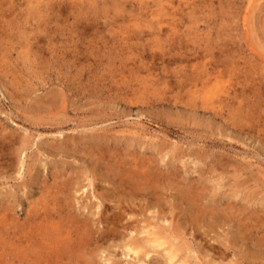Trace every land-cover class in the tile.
Wrapping results in <instances>:
<instances>
[{
    "label": "rangeland",
    "instance_id": "374dc122",
    "mask_svg": "<svg viewBox=\"0 0 264 264\" xmlns=\"http://www.w3.org/2000/svg\"><path fill=\"white\" fill-rule=\"evenodd\" d=\"M54 212L66 264H264V0H0V264Z\"/></svg>",
    "mask_w": 264,
    "mask_h": 264
},
{
    "label": "bare ground",
    "instance_id": "6f19581e",
    "mask_svg": "<svg viewBox=\"0 0 264 264\" xmlns=\"http://www.w3.org/2000/svg\"><path fill=\"white\" fill-rule=\"evenodd\" d=\"M129 162V161H128ZM121 163H123L122 161H121ZM133 163V162H132ZM131 163V164H132ZM117 164H119V163H117ZM123 165V164H122ZM129 167H130V165H129ZM127 168V167H126ZM121 169V168H120ZM149 169V168H148ZM130 170H132L131 169V167H130ZM130 170H128V171H130ZM145 170V169H144ZM150 170V169H149ZM116 171H118V170H116ZM115 171V172H116ZM121 171V170H120ZM122 171H123V169H122ZM135 171V170H134ZM119 172V171H118ZM148 172V171H147ZM123 173H125V172H123ZM131 173H133V172H131ZM141 173V172H140ZM144 173V172H143ZM119 174V173H118ZM133 174H135V173H133ZM133 174L132 175H127V176H123V175H121V176H119V185L120 186H124V185H126V187H127V185H129V184H127V183H132L130 180H129V178H131V179H133ZM138 174V173H137ZM125 175V174H124ZM147 174L146 173H144V174H142V179H145V177H147L146 176ZM151 175V174H150ZM117 176V175H116ZM128 176H129V178H128ZM149 177V176H148ZM141 179V180H142ZM148 181L150 180L149 178H146ZM145 179V180H146ZM155 179V178H154ZM117 180V181H118ZM146 180V181H147ZM134 181V180H133ZM139 181H140V179H139ZM145 181V182H146ZM154 181V180H153ZM155 182H156V180H155ZM135 183V182H134ZM146 183H148V182H146ZM145 183V184H146ZM97 185H99L100 184V180H99V182H97L96 183ZM136 184V183H135ZM155 184V183H154ZM154 184H153V186H154ZM138 186V185H137ZM142 186H143V184H142ZM98 187V186H97ZM110 187V186H109ZM141 187V186H140ZM133 187L131 186L130 187V189H132ZM152 187H150V189H151ZM114 189V188H113ZM134 189V188H133ZM115 190V189H114ZM131 191V190H130ZM129 191V192H130ZM119 192V191H118ZM98 193V192H97ZM99 194V193H98ZM103 194V193H102ZM131 195V194H130ZM103 196V195H102ZM185 197V196H184ZM65 201H67V200H65ZM121 201V200H120ZM122 202V201H121ZM46 206V205H45ZM43 208V207H42ZM48 208H46V210H47ZM53 208H51V210H52ZM60 209V208H59ZM48 211V210H47ZM37 215V214H36ZM62 216H63V214H62ZM62 216H60L58 213H53V214H51L50 213V216L48 217V218H50V220L48 221V220H46L48 223H47V225H40V226H38V228H39V231L37 232V235L36 236H29L28 234H26V235H21V234H19L17 231H13V238L16 240V241H19V244L21 243V242H23L24 243V241H26V242H30L29 244H27L26 246H28L27 248H28V250L29 249H31L32 250V254H28L29 256L27 257V258H24L23 256L22 257H20V255H18V257H20L21 258V263L22 264H66L65 262H64V260H65V258H67V259H69V258H71L72 257V255H73V252L72 251H68L67 250V247L68 246H71V247H74V245L75 244H72V243H70V241H68L69 239H70V235L69 234H71L72 235V232L70 231V229H69V224H71V223H69V224H67L68 223V220H67V223H60V222H55L54 220L55 219H57L56 217H58L59 219H60V217H62ZM36 217V216H35ZM47 217V214H44L43 215V220L45 219ZM66 218V217H65ZM144 218V217H143ZM38 219V218H37ZM66 220V219H65ZM130 220V219H129ZM41 221V220H40ZM59 221V220H58ZM156 221V220H155ZM41 222H43V221H41ZM71 222V221H70ZM59 223V224H58ZM171 223V222H170ZM169 223V224H170ZM124 224V223H123ZM166 224H168V223H166ZM174 224V223H173ZM128 225V224H127ZM166 225H161V226H156V227H154L152 230H147V232L148 233H152V234H154V235H152V236H154V237H149L150 239H149V241L151 242V243H155V244H162L163 243V241L161 240V239H163V236H167L166 235V231H167V227L169 228V225L167 226V227H165ZM72 227V226H71ZM171 227V226H170ZM23 228V227H22ZM73 229V228H72ZM8 230V229H7ZM26 231V230H25ZM8 232V231H7ZM4 233H5V231H4ZM34 234H35V232H34ZM79 234H81V233H79ZM168 234V233H167ZM31 235V234H30ZM131 235V234H130ZM9 236V235H8ZM80 236V235H79ZM135 236V235H134ZM134 236H133V238H134ZM172 236V235H171ZM81 237H82V235H81ZM80 237V238H81ZM174 241V240H173ZM13 242V241H12ZM129 243H125V245H126V247L128 248V250H131V251H134V253H138V251H139V248H137V246H139V244L136 242V241H133V240H129L128 241ZM132 243H134V245H132ZM173 243V242H172ZM5 243H2V241H1V239H0V247H3V246H5L4 245ZM79 243H77V245H78ZM84 244V243H83ZM145 244V243H144ZM20 245H22V244H20ZM91 245V244H90ZM15 246H16V244H15ZM23 246V245H22ZM79 246V245H78ZM173 246V245H172ZM14 247V246H13ZM8 248H11V247H8ZM21 248V247H20ZM80 248V247H79ZM68 249H71L70 247L68 248ZM86 249V248H85ZM84 249V250H85ZM176 249V247L175 248H170L169 250H168V259H169V262H170V264H171V261H175V259H174V257H176L178 254L176 253L177 251L175 250ZM73 250V249H72ZM75 250H77V249H75ZM79 251L81 250V249H78ZM178 250V249H177ZM144 251V250H143ZM13 252V251H12ZM23 252V251H22ZM80 252H82V251H80ZM95 252V251H94ZM14 253V252H13ZM17 253V252H16ZM24 253H25V251H24ZM31 253V252H30ZM75 253H76V251H75ZM21 254H23V253H21ZM84 254V253H83ZM177 254V255H176ZM12 255H14V257H16L15 256V254H12ZM12 255H10V256H12ZM26 255V254H25ZM79 256H81V255H79ZM84 256V255H83ZM13 257V258H14ZM17 257V258H18ZM16 258V259H17ZM76 258V257H75ZM85 258V257H84ZM91 258V257H90ZM31 259H33V260H31ZM66 259V260H67ZM77 259H80V258H77ZM93 259V258H92ZM178 259V258H177ZM86 260V259H85ZM84 260V261H85ZM69 262V261H68ZM70 263H72V261L70 262ZM19 264H20V262H19Z\"/></svg>",
    "mask_w": 264,
    "mask_h": 264
}]
</instances>
